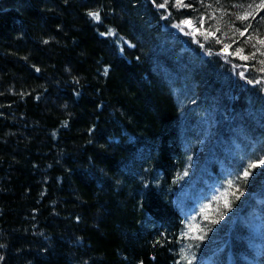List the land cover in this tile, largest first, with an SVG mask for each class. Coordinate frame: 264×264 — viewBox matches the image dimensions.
Instances as JSON below:
<instances>
[{"label": "trees", "instance_id": "obj_1", "mask_svg": "<svg viewBox=\"0 0 264 264\" xmlns=\"http://www.w3.org/2000/svg\"><path fill=\"white\" fill-rule=\"evenodd\" d=\"M0 264H264V0H0Z\"/></svg>", "mask_w": 264, "mask_h": 264}, {"label": "rangeland", "instance_id": "obj_2", "mask_svg": "<svg viewBox=\"0 0 264 264\" xmlns=\"http://www.w3.org/2000/svg\"><path fill=\"white\" fill-rule=\"evenodd\" d=\"M190 22L184 23V27L187 28V25H190ZM192 25V24H191ZM193 31L189 32L190 35L196 34V28L193 26ZM181 32H184L181 30ZM229 55V53H226ZM225 191L217 190L216 193H214L212 196H209V198L204 202H199L196 204L195 210L192 212V214L189 215L187 222H186V234L185 237L189 239L190 241H195V244L198 243L197 240L201 238L199 231L202 230L203 227H206L205 221H207L210 218V215L212 211H214V206L212 205L213 202L216 201H222L225 202ZM197 239V240H196ZM193 244L194 242H190ZM190 244V245H191ZM193 251V247L191 246L190 249H188V253L192 255L191 253Z\"/></svg>", "mask_w": 264, "mask_h": 264}, {"label": "bare ground", "instance_id": "obj_3", "mask_svg": "<svg viewBox=\"0 0 264 264\" xmlns=\"http://www.w3.org/2000/svg\"><path fill=\"white\" fill-rule=\"evenodd\" d=\"M187 28L190 30V31H193V26L190 24V25H187Z\"/></svg>", "mask_w": 264, "mask_h": 264}]
</instances>
